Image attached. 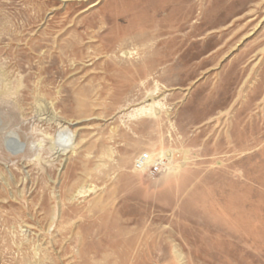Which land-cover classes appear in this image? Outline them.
Returning <instances> with one entry per match:
<instances>
[{
	"label": "rangeland",
	"instance_id": "rangeland-1",
	"mask_svg": "<svg viewBox=\"0 0 264 264\" xmlns=\"http://www.w3.org/2000/svg\"><path fill=\"white\" fill-rule=\"evenodd\" d=\"M0 264H264V0H0Z\"/></svg>",
	"mask_w": 264,
	"mask_h": 264
},
{
	"label": "built area",
	"instance_id": "built-area-1",
	"mask_svg": "<svg viewBox=\"0 0 264 264\" xmlns=\"http://www.w3.org/2000/svg\"><path fill=\"white\" fill-rule=\"evenodd\" d=\"M162 160L150 161L147 154H141L134 160V169L137 171H147L150 174H156L163 167Z\"/></svg>",
	"mask_w": 264,
	"mask_h": 264
},
{
	"label": "bare ground",
	"instance_id": "bare-ground-1",
	"mask_svg": "<svg viewBox=\"0 0 264 264\" xmlns=\"http://www.w3.org/2000/svg\"><path fill=\"white\" fill-rule=\"evenodd\" d=\"M156 89V88H155ZM162 109V108H161ZM137 111V110H136ZM157 112V106L151 101L149 104V108H146L144 110H140V113H145V114H154ZM135 115V114H134ZM176 258V257H175Z\"/></svg>",
	"mask_w": 264,
	"mask_h": 264
}]
</instances>
